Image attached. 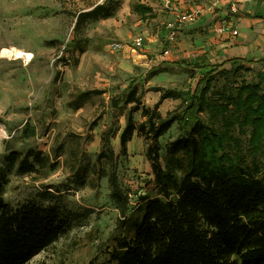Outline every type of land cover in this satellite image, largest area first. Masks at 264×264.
<instances>
[{"label": "trees", "instance_id": "obj_1", "mask_svg": "<svg viewBox=\"0 0 264 264\" xmlns=\"http://www.w3.org/2000/svg\"><path fill=\"white\" fill-rule=\"evenodd\" d=\"M71 2L75 23L69 46L82 55L88 46L84 25L114 16L122 0ZM132 7L141 16L152 11L139 2ZM61 60L77 65L80 56ZM226 62L232 66L224 67ZM260 62L264 57L185 65L192 78L204 70L196 84L183 90L150 87L160 92L152 106L143 103L144 91L130 82L121 97L111 99L112 107L127 108L120 154L112 146L114 127L101 134L93 163L83 147L101 116L90 123L85 137L71 133L50 153L35 147L6 153L0 164V264H28L67 235L81 215L64 201L62 189L89 181L97 187L103 178L120 217L98 264H264V87L261 77L249 80L245 75ZM162 72L174 69L159 64L147 77ZM104 92L79 90L67 104L78 110ZM167 98L182 104L163 115L159 108ZM137 112L143 118L139 122ZM175 123L179 134L163 147L161 137ZM135 134L146 141L153 172L150 192L136 205L117 171L118 157L127 155ZM61 165L68 172L66 187L44 184L34 199L17 206L5 201L11 175L44 176Z\"/></svg>", "mask_w": 264, "mask_h": 264}, {"label": "rangeland", "instance_id": "obj_2", "mask_svg": "<svg viewBox=\"0 0 264 264\" xmlns=\"http://www.w3.org/2000/svg\"><path fill=\"white\" fill-rule=\"evenodd\" d=\"M138 2L125 0L116 13L125 18L122 24L118 17L85 24L82 36L88 38V46L79 55L69 46L75 23L70 12L73 10L71 0H0V164L4 155L13 149L35 147L50 153L55 145L67 141L71 133L85 137L90 123L98 116H101L98 125L89 132L92 139L83 140L92 163L100 149L101 134L110 127L117 130L112 146L120 154L119 137L126 124L127 108L112 107L113 97H121L129 83L135 81L144 91L143 103L152 106L160 92L149 90L150 87L183 90L196 84L204 70L198 69L196 77L192 78L185 65L192 67L202 53L183 57L177 48H172L171 54L165 53L166 49L170 50L167 21H154L155 16L137 14L132 5ZM161 2L149 0L150 4H156L157 14L164 13L159 12ZM175 2L178 6L180 0ZM182 4H186L185 11L195 15L192 22L205 21L206 13L217 11L210 0H183ZM212 21L202 22V36L208 37V27L213 28L215 20ZM141 27L152 30L148 37L142 35L144 31L138 29ZM118 28L122 31H117ZM156 33V49L148 48L147 45L153 43L149 36ZM136 37L143 38L141 47L134 45ZM53 39L58 42L51 44ZM6 50L10 52L4 53ZM206 53L209 61L216 62L210 51ZM62 56L71 61L74 56H80V62L72 65L70 60H61ZM159 64L174 69V73L147 77L148 71ZM252 67L245 75L249 80L261 77L264 87V62ZM93 88L105 92L78 110L68 106V100L77 91ZM181 104V99L167 98L159 110L166 115ZM134 117L138 122L143 119L140 112ZM178 134L175 123L161 137L163 147ZM146 145L145 139L135 134L128 144L127 155L118 157L119 182L130 193L134 205L152 186L153 172L145 155ZM67 183L68 172L63 165L44 176L13 174L4 198L10 205L17 206L36 198L44 184L63 188ZM91 183L62 189L64 201L81 217L73 222L67 235L28 264H98L103 259L101 251L108 244L120 211L110 197L107 178L97 187Z\"/></svg>", "mask_w": 264, "mask_h": 264}, {"label": "crops", "instance_id": "obj_3", "mask_svg": "<svg viewBox=\"0 0 264 264\" xmlns=\"http://www.w3.org/2000/svg\"><path fill=\"white\" fill-rule=\"evenodd\" d=\"M182 2L183 0H180L177 6L175 0H173L174 9L166 10L164 13L159 14H157L156 4L151 5L149 3L150 5L146 6L151 7V13L155 16L153 18L154 21L163 19L166 23V21H175L178 11H185L186 4H182ZM123 3H125V0H122L120 9L117 12L121 10ZM139 3L143 4L142 0H139ZM233 8H235V11ZM216 9L217 11L214 13H206L205 21L184 22L175 42L167 41L170 43L168 44L170 47L169 53L171 54L172 48H177L176 51L180 52L183 57L195 53H202L200 55V60L196 61L200 63L203 62L204 59H206L208 63H212L207 59L206 52L208 51H210L212 56L216 57V62L214 63H221L232 57L254 59L264 57V0H221ZM151 13L148 14L150 15ZM116 17L120 18V24L125 22L123 16L119 17V15L116 14L112 17L100 20H111ZM212 20H215V22L213 28L212 26L208 27V37L202 36V31H200L202 22L204 23ZM224 21L231 30L236 29L238 31L237 34L231 33V30H227V32L223 34L218 33L216 27ZM138 24L139 23L135 24L136 27ZM138 29L144 31V33L141 34L146 35V37H148L149 31H152L151 29H145L143 27ZM117 31L122 30L118 28ZM217 36L220 38H217ZM156 37L157 33L156 35L152 34L149 36V39H151L153 43L147 45L148 48L156 49ZM229 66H232V63L226 62L224 64V67L230 68Z\"/></svg>", "mask_w": 264, "mask_h": 264}, {"label": "built area", "instance_id": "obj_4", "mask_svg": "<svg viewBox=\"0 0 264 264\" xmlns=\"http://www.w3.org/2000/svg\"><path fill=\"white\" fill-rule=\"evenodd\" d=\"M221 0H211V4L214 6H217ZM143 4H148L149 0H142ZM150 5V4H148ZM153 5V4H151ZM174 4L173 0H162L160 4L159 12H164L166 10H173ZM235 11V8H233ZM195 15L193 13H188L187 11H178L177 16L175 18V21H169L167 22V28H168V38L167 41L169 42H175L178 34L180 33L181 27L183 26L184 22L193 20ZM178 23V24H177ZM216 30L218 33L223 34L227 32V30H231L227 23L224 21L220 25L216 27ZM233 34H237V30L233 29L230 31ZM143 42L142 37H136L134 40V45L136 47H141ZM165 53H169V49L165 50Z\"/></svg>", "mask_w": 264, "mask_h": 264}, {"label": "bare ground", "instance_id": "obj_5", "mask_svg": "<svg viewBox=\"0 0 264 264\" xmlns=\"http://www.w3.org/2000/svg\"><path fill=\"white\" fill-rule=\"evenodd\" d=\"M8 52H10L9 50H6V51H4V53H8ZM20 54V53H19Z\"/></svg>", "mask_w": 264, "mask_h": 264}]
</instances>
